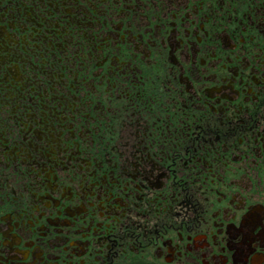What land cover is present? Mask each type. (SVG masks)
Wrapping results in <instances>:
<instances>
[{
  "label": "flooded vegetation",
  "instance_id": "1",
  "mask_svg": "<svg viewBox=\"0 0 264 264\" xmlns=\"http://www.w3.org/2000/svg\"><path fill=\"white\" fill-rule=\"evenodd\" d=\"M146 3L130 67L128 0H0V264H244L264 238V0Z\"/></svg>",
  "mask_w": 264,
  "mask_h": 264
},
{
  "label": "snow or ice",
  "instance_id": "2",
  "mask_svg": "<svg viewBox=\"0 0 264 264\" xmlns=\"http://www.w3.org/2000/svg\"><path fill=\"white\" fill-rule=\"evenodd\" d=\"M116 3H120V0H115ZM154 3H157V0H153ZM193 0H159L157 3V7H160L161 4L164 5L166 12L167 11H174L175 13H179L180 9H188V13L190 14L191 9H189V4L192 3ZM137 4L138 7L136 9L137 12H141L144 7H147L146 0H128V5L122 8L123 15L129 17L127 21V29L129 36H131V45L128 44L127 41H123L120 45L117 46V51L114 53L117 59H120L122 56L124 61L128 63V65L134 66L133 61L134 59L138 58L139 56L144 55V49L142 46V42L144 41V36L142 33L137 31V28H134L133 21L138 19H146V17H137L134 16L129 11V5ZM202 6V5H201ZM120 27L123 28L125 25L123 16H121L120 21H118ZM137 27H143L142 24L137 25ZM128 48V51H124L125 48ZM150 59L148 61L149 64L154 63V56L151 52L147 54ZM5 61L0 58V81L3 80V77L7 74L8 68L5 67ZM138 67V65H135ZM197 77L199 78V71L197 70ZM2 108V105H0ZM115 132L116 133V140L111 139V135H109V141L113 143L115 148L119 149L121 156L125 158V160H129L132 157L136 156L138 151V145L145 142V137L141 134L138 130L136 133H132L127 130L126 127L120 126L115 129H109V133ZM82 144L83 141H80ZM243 143V141H241ZM139 159V166L144 171L147 178H153L157 176V172L164 173V169L160 168L159 164H157L151 157H144L143 153L140 154ZM11 167V164L4 161L3 153H0V168H7ZM39 179V176L36 177ZM2 184V182H0ZM250 185H246L248 187ZM3 187H0V193H3ZM264 204V201H261ZM7 206V199L0 195V209H3ZM239 207H245V201H241ZM261 220L259 224H252V230H264V208L259 210ZM218 214V213H217ZM252 214L250 213L249 216ZM8 216L7 212L0 211V237L4 235V233L8 230L5 227L6 224V217ZM236 213H232V217L230 219L234 222ZM216 242L217 244L220 243V236L219 234L216 235ZM212 251H215L214 249ZM217 255L223 254V246L221 245V252L216 253ZM35 264V262H33ZM222 264H227V261H223ZM244 264H264V238L259 239L257 243L252 247V249L247 253V259L245 260Z\"/></svg>",
  "mask_w": 264,
  "mask_h": 264
}]
</instances>
